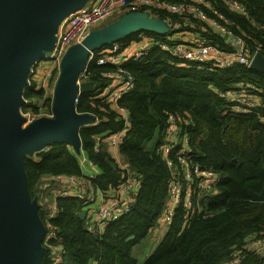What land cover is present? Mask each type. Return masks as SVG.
Returning <instances> with one entry per match:
<instances>
[{
  "label": "trees",
  "instance_id": "16d2710c",
  "mask_svg": "<svg viewBox=\"0 0 264 264\" xmlns=\"http://www.w3.org/2000/svg\"><path fill=\"white\" fill-rule=\"evenodd\" d=\"M241 1L246 6V15L233 11L222 0L212 2L228 18L233 32L245 40L247 55L256 51L257 44H260L264 55V0ZM148 10L150 17L178 23L194 36L230 49L224 39L205 23L210 30L188 23L184 25V17L173 13L151 7ZM141 34L151 38L163 36L154 30H141L116 41L127 48L138 42ZM106 47L94 53L99 55ZM125 67L134 77V87L118 101L130 117L119 152L139 174L141 186L131 210L109 224L100 238L88 234L84 219L78 216L87 204L84 198H56L58 213L53 223L65 250L64 264H137L132 248L157 227L167 199L168 169L156 148L169 113L192 120L188 134L195 159L222 177L217 183L218 194L212 198L213 201L203 205L207 208L206 216H193L182 227L184 215L182 209H178L167 231L143 264H223L231 251L246 243L251 234L264 236V202L251 201L249 196L250 191L259 193L264 187V72L238 63L224 69L199 70L186 67L184 62L158 48L151 49L137 60L126 62ZM113 69L109 65L90 63L89 80L93 87L80 93L75 104L76 112L100 118L99 124L82 125L78 131L81 151L97 169L92 182L99 190L115 189L122 178L111 154L103 146L98 151L94 150L96 135L117 131L122 126L100 92L110 84V79L103 73ZM242 80L261 88L262 103L257 111L251 113H231L217 92ZM22 96L21 111L38 113L40 100L42 106L51 110V99L44 97L43 89L27 85ZM204 130L208 134L202 138ZM24 170L30 196L39 204L38 215L42 222L47 203L39 197V190L41 182L47 180L45 174L82 173L77 154L64 142L52 143L26 154ZM41 264H50L47 252ZM238 264H264V258L248 254Z\"/></svg>",
  "mask_w": 264,
  "mask_h": 264
},
{
  "label": "built area",
  "instance_id": "2783aa9c",
  "mask_svg": "<svg viewBox=\"0 0 264 264\" xmlns=\"http://www.w3.org/2000/svg\"><path fill=\"white\" fill-rule=\"evenodd\" d=\"M213 0H91L87 6L69 13L59 24V31L54 37L53 45L46 51L42 58L37 60L28 73L27 85H33L35 89H43L44 97L48 91V84L60 73L62 58L67 49L81 43L92 31L94 26L105 24L107 19L118 14L135 12L151 15L148 9L153 8L168 13L176 14L184 18V25L191 22L186 17L192 16L216 31L224 39L228 50L221 48L213 42L198 38L192 33H172L174 24L160 37H148L140 35V40L131 43L124 48L118 41L108 45L102 53L96 55L94 51L89 53L87 60L81 67L76 84L89 80L88 65L92 62L97 65H109L113 71H106L104 76L110 79V84L101 89V96L116 113L122 126L119 130L108 132L94 137V150L98 151L103 143L115 150L124 141L129 127V113L127 109L118 103L123 94L134 87V77L125 67V63L146 55L151 49L158 48L169 56L177 58L185 63L186 67L195 69L227 68L234 63L246 64L250 62L253 54L260 51V44L255 46V52L247 55L246 42L233 32L231 23L224 14L213 4ZM233 11L246 15V6L241 0H222ZM158 18V17H157ZM188 22H187V21ZM190 24V23H188ZM180 25V24H177ZM171 28V29H170ZM181 28V25H180ZM172 30V31H171ZM183 30H186L183 28ZM262 53V52H261ZM45 63H41V60ZM26 85V86H27ZM79 92L75 94L74 102L78 101ZM263 92L258 85L250 81H238L234 86L224 91H218L217 95L226 102V107L231 113L247 114L257 111L261 106L260 96ZM39 104L42 105V100ZM264 105V104H263ZM46 117H53L52 99L51 110ZM25 117V125L33 122L41 115L28 112ZM86 114V113H81ZM90 120L83 125H96L100 118L88 114ZM192 120L180 117L175 113H169L166 124L162 129V138L156 148V153L165 162L168 169L167 199L163 204L162 218L153 233L167 231L178 209H182L185 226L193 216H206L207 208L203 205L218 194V181L220 174L215 170L203 167L196 159L193 144L191 143L188 128ZM264 124V121H263ZM79 164L85 170L80 175L55 174L49 177L53 199L46 202L45 218L43 221L44 232L41 245L44 254L50 259V264H64L65 250L60 242L57 228L53 219L58 213L56 205L57 197L80 196L86 200L85 230L95 238H100L109 224L129 212L136 202V196L141 186L139 174L126 162L114 157L117 168L121 172V180L115 189L99 190L94 187L92 180L97 174L94 163L87 158L80 148ZM45 203V204H46ZM164 232V234H165ZM163 234V235H164ZM249 240L241 247H235L223 264H238L248 254L264 258V236L251 234ZM43 254V255H44Z\"/></svg>",
  "mask_w": 264,
  "mask_h": 264
},
{
  "label": "water",
  "instance_id": "95a60500",
  "mask_svg": "<svg viewBox=\"0 0 264 264\" xmlns=\"http://www.w3.org/2000/svg\"><path fill=\"white\" fill-rule=\"evenodd\" d=\"M86 1L0 0V264H41L44 224L38 215L39 204L28 190L24 156L56 142L80 152L78 131L90 116L76 112L74 98L77 92L92 89L90 80L76 84L89 53L132 32L167 30L156 17L126 13L90 32L62 58L52 99L53 117H40L21 127L25 118L19 109L31 66L42 57L43 48L52 47L61 21ZM248 67L264 72V55L256 51ZM207 134L204 130L202 137ZM249 196L251 201L264 202V187L259 193L250 191ZM84 215V210L78 212L81 219Z\"/></svg>",
  "mask_w": 264,
  "mask_h": 264
},
{
  "label": "rangeland",
  "instance_id": "374dc122",
  "mask_svg": "<svg viewBox=\"0 0 264 264\" xmlns=\"http://www.w3.org/2000/svg\"><path fill=\"white\" fill-rule=\"evenodd\" d=\"M141 12H135V15H141L140 14ZM141 16H143V15H141ZM148 17H150L149 15H148ZM151 18H154V19H156L155 17H151ZM185 18V17H184ZM188 20H190L191 22H188L187 20V22L188 23H190V24H192V25H196V26H199L202 30H210V29H208L207 28V26L204 24V22L205 21H201V20H199V19H197V18H195V17H192V16H188V17H186ZM112 18L110 17V18H108L107 19V22H104L105 24H103V25H106V23H107V25H108V22L111 20ZM158 22H160L161 21V18H157L156 19ZM112 23V22H111ZM161 23V22H160ZM178 23H174V26H175V29H173V32L172 33H180V35L179 36H183L186 32L187 33H191V32H189L188 30H183V28L181 27L180 28V25H177ZM170 25H172L171 23H170ZM100 26H102V24H100L99 25V27ZM102 27H105V26H102ZM101 27V28H102ZM160 27L161 28H169L170 26H169V24H164V23H161L160 24ZM231 27V26H230ZM99 29V28H98ZM171 29V28H170ZM190 30V29H189ZM164 31H166V30H164ZM172 31V30H171ZM211 31H213V32H215L216 34H217V32L216 31H214V30H212L211 29ZM160 34H163V33H160ZM28 77H29V75L27 74V81H28ZM37 104V103H36ZM40 105V106H39ZM39 105H37L38 106V111H39V114L41 115V117H46L47 116V114L49 113L48 112V110L44 107V106H42L41 104H39ZM20 110V109H19ZM29 111L28 110H26V111H21L20 110V113H21V115L24 117V116H28V113ZM25 118V117H24ZM25 123H26V121L24 122H22V124H21V127H23V126H25ZM153 140H155V138L153 139ZM70 146V145H69ZM164 232H165V230H164ZM164 232H157V233H152V232H150L145 238H143L142 240H140L139 242H137L136 244H135V246L132 248V255L135 257V259H136V262H137V264H143V262H144V260H145V257L151 252V250L155 247V245L161 240V238L163 237V234H164Z\"/></svg>",
  "mask_w": 264,
  "mask_h": 264
},
{
  "label": "crops",
  "instance_id": "0c3cea01",
  "mask_svg": "<svg viewBox=\"0 0 264 264\" xmlns=\"http://www.w3.org/2000/svg\"><path fill=\"white\" fill-rule=\"evenodd\" d=\"M91 3V0H87L84 4H83V6L82 7H84V6H87V5H89ZM120 16L118 15V14H116V15H114L113 17H111L112 19L108 22V24H110L111 22H113V21H115V20H117L118 18H119ZM106 25H107V23H106ZM106 25H104V26H106ZM103 26V25H102ZM102 26H94L93 27V29H92V31L91 32H93L94 30H96V29H98V28H101ZM58 27H59V25H58ZM57 27V30H56V32H55V36L54 37H56V35H57V33H58V31H59V28ZM48 49H45V48H43L42 49V57H43V55L46 53V51H47ZM41 57V58H42ZM41 63H45V61L42 59L41 60ZM57 79H58V76H57V78L55 79V78H53L50 82H49V84H48V91L46 92V97H48V98H50V99H53V95H54V89H55V85H56V82H57ZM92 87H93V85H92ZM24 103V102H23ZM203 138V137H202ZM103 147V149L104 150H106V151H108V153L109 154H111V156L113 157V159H114V157L115 158H118V159H120L121 161H123V162H126L127 164H129L128 162H127V160L125 159V157L122 155V154H120V152H119V149L118 150H115L114 148H112L111 146H109L108 144H106V143H103V145H102ZM74 150V149H73ZM74 152L77 154V156H78V158H79V156H80V152H76L75 150H74ZM83 170H85L84 168H82L81 167V171H83ZM221 176V175H220ZM49 177V176H48ZM48 177H46L45 176V178H47V180H44V181H42L41 182V189L39 190V197L40 198H42V200L44 201V202H49V201H51L52 199H53V194H52V192H51V186H50V184H49V182H48ZM221 178V177H220ZM48 194H50L49 196H48ZM51 194H52V196H51ZM42 196V197H41ZM39 198V202L41 201V199ZM36 199V198H35ZM37 200V199H36ZM85 216V215H84ZM84 219V218H83ZM84 226H85V220H84ZM150 232H152L151 230L149 231V233ZM153 233V232H152ZM154 234V233H153ZM156 246V245H155Z\"/></svg>",
  "mask_w": 264,
  "mask_h": 264
}]
</instances>
